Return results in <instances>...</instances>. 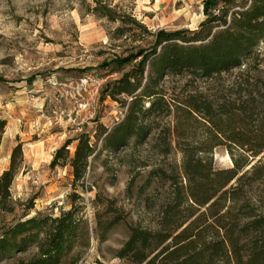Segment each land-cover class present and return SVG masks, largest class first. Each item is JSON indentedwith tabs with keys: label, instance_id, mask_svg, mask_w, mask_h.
<instances>
[{
	"label": "rangeland",
	"instance_id": "rangeland-1",
	"mask_svg": "<svg viewBox=\"0 0 264 264\" xmlns=\"http://www.w3.org/2000/svg\"><path fill=\"white\" fill-rule=\"evenodd\" d=\"M97 1L0 0V116L7 120L0 173L9 167L17 143H22L24 155L11 186L15 211L0 213V225L26 212L59 214L61 208L71 207L72 168H52L50 163L67 140H73L68 146L73 154L84 131L93 135L100 149L102 141L95 137V130L99 125L111 128L124 117L126 104L121 100L128 102L129 97H101L107 80L118 76L109 74L103 62L125 54L132 44L131 32L118 34L117 27L131 26L130 18L135 17L152 31L196 30L205 19L203 0H102L113 8L115 19L99 15ZM246 62L213 78L168 75L163 86L180 101L193 95L198 101L212 102L213 118L239 114L241 121L235 126L245 128L264 114V43ZM249 107L240 113L239 108ZM176 115L147 116L156 121L146 140H132L115 153L103 150L89 168L85 188L79 187L84 199L76 203L89 230L88 245L81 236L74 251L78 264H132L118 256L131 226L156 228L175 188L186 185L182 147L212 140L208 123L196 121L178 137ZM232 144V149L225 143L197 155L212 158L217 169L233 167L231 150L236 156L242 150ZM30 205L34 207L28 210ZM36 252L34 246L0 264H18Z\"/></svg>",
	"mask_w": 264,
	"mask_h": 264
},
{
	"label": "trees",
	"instance_id": "trees-1",
	"mask_svg": "<svg viewBox=\"0 0 264 264\" xmlns=\"http://www.w3.org/2000/svg\"><path fill=\"white\" fill-rule=\"evenodd\" d=\"M97 3L99 15L115 19L113 8L102 0ZM202 5L205 19L196 30L152 31L135 17L130 18L131 26L117 27L118 34L131 32L132 44L125 54H115L103 62L109 74L118 76L107 80L101 97H129L128 102L121 100L126 104L124 117L111 128L98 126L94 133L102 141L100 149L93 135L84 131L73 154L68 149L73 140L55 151L50 166L72 168L71 207L61 208L59 214L26 212L1 224L0 263L35 246L37 252L18 264H78L74 251L81 236L88 245L89 230L76 203L84 199L79 187L85 188L89 168L103 150L115 153L132 140H146L156 121L147 116L174 112L178 137L184 135V128L193 126L192 121L207 122L212 143L182 147L186 185L175 188L156 228L131 226L118 256L132 264H264V154L252 163L264 153V114L255 125L236 127L241 121L239 114L213 118L212 102L198 101L193 95L180 101L170 97L163 86L168 75L213 78L246 65L264 43V0H203ZM250 108L239 110L246 113ZM6 126L7 120L0 116V145ZM232 142L242 150L239 156L231 150L233 167L217 169L212 158L197 155V151L225 143L232 149ZM23 163V146L17 143L9 167L0 173V213L15 211L11 186Z\"/></svg>",
	"mask_w": 264,
	"mask_h": 264
},
{
	"label": "crops",
	"instance_id": "crops-1",
	"mask_svg": "<svg viewBox=\"0 0 264 264\" xmlns=\"http://www.w3.org/2000/svg\"><path fill=\"white\" fill-rule=\"evenodd\" d=\"M203 6V5H202Z\"/></svg>",
	"mask_w": 264,
	"mask_h": 264
}]
</instances>
